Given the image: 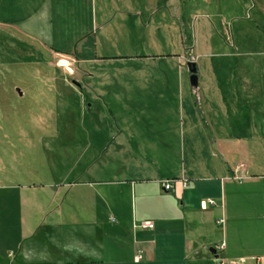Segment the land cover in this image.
<instances>
[{
  "label": "crops",
  "instance_id": "0c3cea01",
  "mask_svg": "<svg viewBox=\"0 0 264 264\" xmlns=\"http://www.w3.org/2000/svg\"><path fill=\"white\" fill-rule=\"evenodd\" d=\"M170 4V0H0V28L17 30L18 37L36 44L39 51L80 59L88 74L82 94L83 101H92L89 107L102 96L108 100L107 107L112 106V97L123 104L122 114L112 116L111 121L113 160L129 164L113 170L107 164L94 167L91 174L96 179L71 183L73 187L48 221L41 219L26 231L21 228L19 248L27 254L26 264H264L260 67L227 74L232 80L240 73L241 88L210 82L201 88L199 78L192 91L200 95L199 106L188 101L186 114L182 99L179 105L174 102V112L168 102L161 101L151 106L156 111L149 107L143 115L127 102L132 95L126 92L140 86L132 83L144 84L137 81L138 74L130 78V84L110 89L104 59L109 56L90 51L98 43L97 33L112 16L139 15L143 10L154 14L160 8L169 11ZM66 28L81 29L71 36V46L57 47L56 42H64ZM117 54L120 61L128 56ZM176 58L179 65L174 69L182 74L190 57ZM212 71L222 75L217 67ZM90 76L103 78V82ZM93 79L98 82L89 83ZM223 91L229 92L225 95ZM243 91L248 92L247 98ZM90 170V166L85 169ZM108 171L113 176L102 178ZM9 177L4 169L0 184ZM184 179L188 180L185 187ZM166 180L175 181L176 188L165 190ZM10 184L25 205L33 191L48 193L46 187L51 183ZM56 186L53 202L60 193ZM77 189L81 194L73 193ZM65 201L71 206L67 214L62 208ZM202 201H207L205 208ZM20 218L25 225L26 219ZM145 222H152L153 227L143 226ZM25 241H29L26 246ZM212 247L218 257L210 251Z\"/></svg>",
  "mask_w": 264,
  "mask_h": 264
},
{
  "label": "rangeland",
  "instance_id": "374dc122",
  "mask_svg": "<svg viewBox=\"0 0 264 264\" xmlns=\"http://www.w3.org/2000/svg\"><path fill=\"white\" fill-rule=\"evenodd\" d=\"M170 1L169 11L160 8L154 14L146 10L139 15L116 14L99 30L98 43L90 51L109 56L104 58L109 67V88L130 84L136 73L137 81L144 84L132 83L140 85L138 90L126 92L132 95L127 101L131 109L146 115L149 107L165 101L174 112V102L179 105L184 99L186 114L187 102L191 100L194 106L200 99L192 92L186 62L182 74L174 69L175 64L179 65L177 55H187L197 63L201 88L208 82L241 88L240 73L232 80L227 74L260 67V101H264V0ZM80 29L66 28L64 42H56V46H71V36ZM184 36L192 47L190 54ZM117 53L128 56L120 61ZM129 56L141 59L129 61ZM215 67L222 75L213 74ZM87 78L80 59L39 51L36 44L18 37L17 30L0 28V173L5 169L10 176L1 183L6 186H0V264H12L19 253L14 264L28 263L27 254L19 248L21 228L26 231L38 226L41 219L48 221L77 182L96 179L91 174L94 167L107 164L113 170L129 165L113 160L115 136L111 121L112 116L122 114L123 104L112 97V106L107 107L108 100L102 96L89 107L92 101H83L82 94ZM95 79L103 82V78ZM95 79L89 83H97ZM223 92L226 95L229 91ZM247 93L243 91V98ZM259 114L264 116V108ZM259 119L262 122L263 118ZM145 131L144 125L147 134ZM88 166L92 168L90 173L85 171ZM112 176L113 171H108L101 177ZM10 183L51 184L46 187L48 193L33 191L23 205V198ZM54 185L60 193L53 202ZM73 193L81 194V190ZM62 208L67 214L71 206L65 201ZM28 243L25 241V246Z\"/></svg>",
  "mask_w": 264,
  "mask_h": 264
},
{
  "label": "water",
  "instance_id": "95a60500",
  "mask_svg": "<svg viewBox=\"0 0 264 264\" xmlns=\"http://www.w3.org/2000/svg\"><path fill=\"white\" fill-rule=\"evenodd\" d=\"M187 68H188V71H189V75H190V83H191V86L193 88H197L198 87V79H199V76H198V68H197V63L195 60H188L187 63ZM74 83H77L76 81H74ZM77 85H80L79 83H77ZM17 91L20 92V94L22 95V92L19 88H17ZM210 251L215 254L216 257H218V254L216 253L217 252V249L212 247L210 248Z\"/></svg>",
  "mask_w": 264,
  "mask_h": 264
},
{
  "label": "built area",
  "instance_id": "2783aa9c",
  "mask_svg": "<svg viewBox=\"0 0 264 264\" xmlns=\"http://www.w3.org/2000/svg\"><path fill=\"white\" fill-rule=\"evenodd\" d=\"M180 183V182H179ZM182 186H187L188 185V180L184 179L183 181H181ZM163 187L165 188V190H172L176 188V182L173 180H166L165 182H163ZM209 202H211L212 200H208ZM202 206L205 208L207 206V201H202ZM143 226H149V227H153V223L152 222H145L143 224Z\"/></svg>",
  "mask_w": 264,
  "mask_h": 264
},
{
  "label": "trees",
  "instance_id": "16d2710c",
  "mask_svg": "<svg viewBox=\"0 0 264 264\" xmlns=\"http://www.w3.org/2000/svg\"><path fill=\"white\" fill-rule=\"evenodd\" d=\"M184 38H185V36H184ZM184 44H185V46H186V50L188 49V50H190V52H189V54L191 53V50H192V47L191 46H189L190 44H189V42L187 41V39L185 38V40H184ZM192 56V55H191ZM190 57V56H189Z\"/></svg>",
  "mask_w": 264,
  "mask_h": 264
}]
</instances>
